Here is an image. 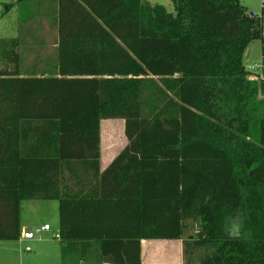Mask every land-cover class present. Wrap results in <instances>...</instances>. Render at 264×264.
<instances>
[{
    "label": "trees",
    "instance_id": "obj_1",
    "mask_svg": "<svg viewBox=\"0 0 264 264\" xmlns=\"http://www.w3.org/2000/svg\"><path fill=\"white\" fill-rule=\"evenodd\" d=\"M172 2L58 0L41 75L2 43L0 243L20 239L22 201L58 200L61 242L96 241L112 264H143V239H183L189 220L185 264L199 249V264H264V80L243 61L259 39L264 64V4ZM110 118L128 144L101 171Z\"/></svg>",
    "mask_w": 264,
    "mask_h": 264
},
{
    "label": "rangeland",
    "instance_id": "obj_2",
    "mask_svg": "<svg viewBox=\"0 0 264 264\" xmlns=\"http://www.w3.org/2000/svg\"><path fill=\"white\" fill-rule=\"evenodd\" d=\"M150 3H161L169 11L174 10L172 0H148ZM242 4L248 9L258 14L261 13L263 3L261 0H241ZM58 5V0H0V67L6 68L5 64L8 61L5 58L6 47L2 44L6 40H11L13 37H18L19 31L25 28V25H37L43 28H49L44 44H37L36 49L43 58L48 62L57 63V51L55 50V40L57 37V25L54 19L50 16H40L39 14H46V9L53 8ZM38 14L34 19L28 21L33 14ZM57 16V15H56ZM22 27V28H21ZM8 46V45H7ZM24 49L23 54L25 55ZM246 65H254L261 61V41L259 39L253 40L248 46L244 56ZM45 61V60H44ZM43 70H50L51 66H42ZM9 68V67H8ZM261 97V96H260ZM112 122V139L117 136L123 137L125 135V122L122 118H110L101 121V127L106 129L107 125ZM118 139V138H117ZM57 206V209H56ZM21 217L24 225L31 228L34 234L33 239L42 238L46 235L55 236L54 239L61 242L60 237H56L60 226V212L59 201L53 200L45 202L43 200H24L21 204ZM48 223L52 226L50 231H37L42 224ZM199 226L192 220L187 221V228L183 236L182 242L196 238L198 235ZM42 245L37 241L19 242L16 240H4L0 243V264H74L73 260L65 257H55L47 262V259L36 256L35 249L28 250V245ZM35 244V245H34ZM205 253L204 249H199L193 259V264H199V256ZM69 257V256H68ZM47 262V263H46Z\"/></svg>",
    "mask_w": 264,
    "mask_h": 264
},
{
    "label": "crops",
    "instance_id": "obj_3",
    "mask_svg": "<svg viewBox=\"0 0 264 264\" xmlns=\"http://www.w3.org/2000/svg\"><path fill=\"white\" fill-rule=\"evenodd\" d=\"M45 12L46 14L45 13L39 14V17L50 16L54 19L58 12V5L56 4L52 9L51 8L46 9ZM36 16H38V14L36 13L33 14L30 18H28V21H31ZM48 30L49 28L47 27L43 28L42 26H37V25H33V26L25 25V28L24 29L22 28L19 31L18 37H13V39H16L18 43L16 47V51L20 55V74L22 76L41 75L43 72L48 73L52 68H50V70H43L42 66L44 65V66L53 67V65H55V63L48 62L46 58H43L41 56V53H39L38 49H36L37 44L42 45L46 42V39L48 40L46 36L44 37L40 36V34L41 35L47 34ZM57 41H58V31L55 40L56 51H57ZM247 48L245 50V53L247 51ZM24 49L26 50L25 55L23 54ZM262 60L263 57L261 54V61L259 62H262ZM243 61L244 64L246 65L244 58ZM259 62H256L255 64ZM5 65L8 66L9 68L8 67L6 68L10 70H13L15 68L14 64L9 62L6 63ZM247 66L248 65H246V67ZM1 69L4 68L0 67V70ZM111 123L112 122H110V125H107L106 129L101 127V142H100L101 171L105 170L109 166V164L114 160V158L128 144V139L126 135H124L123 137L117 136L116 138H114V140L111 138L112 137L111 128L113 127L111 126L112 125ZM65 177L66 178L70 177V173L67 170L65 171ZM69 183L72 184L71 182ZM43 201L49 202L53 200H43ZM46 224L48 223L42 224L41 227ZM21 225H22V235L20 239L16 241L24 242V243L37 241L38 243L41 244L43 243L42 245L39 246L35 244H34L35 246H33V244L28 245L27 248L30 247L28 248V250L33 251V247H34L36 256H39V258L42 259H47V262L51 261V259L52 260L55 259V257L61 256L62 258L63 257L70 258L71 260H73L74 264H112L101 259L99 246L98 243H96V241H80V242L68 241L62 243L54 239L55 236H50V235H46L42 238H38L34 240L33 239L34 234L30 231L31 228L26 227L24 225L22 217H21ZM51 229L52 226H50L49 230H41V231H50ZM183 246L184 243L182 242L181 239H177V240L143 239L141 241L142 262L143 264H185Z\"/></svg>",
    "mask_w": 264,
    "mask_h": 264
},
{
    "label": "built area",
    "instance_id": "obj_4",
    "mask_svg": "<svg viewBox=\"0 0 264 264\" xmlns=\"http://www.w3.org/2000/svg\"><path fill=\"white\" fill-rule=\"evenodd\" d=\"M261 1L264 4V0H261ZM253 14H256V12H253ZM247 70L250 72L249 77L251 79L264 80V64H263V62H259L255 65H248ZM261 96L264 97V90H263V93H261ZM49 229H50V225L46 224V225L42 226L40 229H38L37 231L49 230ZM56 237H60V234L57 233Z\"/></svg>",
    "mask_w": 264,
    "mask_h": 264
}]
</instances>
